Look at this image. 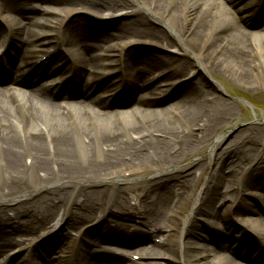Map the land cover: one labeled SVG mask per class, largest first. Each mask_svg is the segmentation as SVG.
Returning <instances> with one entry per match:
<instances>
[{
    "label": "bare ground",
    "instance_id": "6f19581e",
    "mask_svg": "<svg viewBox=\"0 0 264 264\" xmlns=\"http://www.w3.org/2000/svg\"><path fill=\"white\" fill-rule=\"evenodd\" d=\"M40 1L45 6L0 0L8 22L0 23V42L13 50L0 67H10L32 93L0 87V264H240L232 253H220L230 251L225 232L240 222L248 230L237 233L257 235L249 246L264 249V208L249 202L251 192H264V130L251 129L247 140L240 130L225 147L217 141L199 158L197 166L207 163L203 168L180 169L235 113L218 95L222 88L213 75L244 89L264 85V10L257 11L263 27L256 32L249 29L254 9L236 8L237 0H225L228 8H217L219 0ZM102 14L114 17L104 37L92 32L98 26L93 16ZM106 39L119 42L115 61L129 81L112 77L109 57L98 52ZM171 48L177 55L157 50ZM151 75L178 90L176 99H155L151 89L158 82ZM38 76V83L51 84L31 86ZM57 90L82 99L55 106L44 97ZM119 93L127 96L122 105L134 103L129 113L108 98ZM146 174L151 177L134 186H120ZM3 205L16 214L5 215L10 209ZM189 216L195 224L187 226ZM129 222L145 229L130 230ZM148 228L166 240L137 249L136 243L151 240ZM53 234L64 245L53 243ZM26 236L40 240L25 244ZM15 250L22 254L7 257Z\"/></svg>",
    "mask_w": 264,
    "mask_h": 264
},
{
    "label": "rangeland",
    "instance_id": "374dc122",
    "mask_svg": "<svg viewBox=\"0 0 264 264\" xmlns=\"http://www.w3.org/2000/svg\"><path fill=\"white\" fill-rule=\"evenodd\" d=\"M37 1V0H36ZM37 5H41V2L38 1L36 2ZM218 6L217 8H228L226 3L224 2V0H219L218 1ZM245 4H247L249 7H253L256 5V7H258L257 2H255L254 0H246ZM261 7L257 10H254L250 16H251V21L249 22V26L251 25V27L249 29H251V31H261L262 27V22L263 20H257V16H259L258 14V10L263 9L264 10V3H262L260 5ZM235 7L237 8L238 5L237 3L235 4ZM243 9H247L246 7H242ZM255 9V8H254ZM264 13V11H263ZM106 15V14H105ZM111 15V14H109ZM93 18H98L100 20L99 16H93ZM106 20V18H105ZM105 22V21H104ZM112 22V20H110L109 22H107L106 24H110ZM106 27V26H105ZM161 28H163V31H167V33L171 36L174 37L173 33H171L170 30H168V28L163 27V25H161ZM106 28H104V31ZM172 38V37H171ZM105 43H107V40L104 41ZM116 47L118 45V42H113ZM106 45V44H103ZM146 46L151 47L152 45H148L146 44ZM64 48V47H63ZM66 48V47H65ZM68 48V47H67ZM160 53L164 54V55H168V56H174L177 55V53L173 52L174 50H167V49H157ZM114 53H110V57H113ZM178 54H182V52L180 51V53ZM112 55V56H111ZM188 77V76H185ZM185 77H182L181 79H184ZM214 79L216 81H218V83L221 86V90L219 91V96H221V98H223L224 100L233 103L235 106V113L232 117V119L227 120L223 125H221L216 131H214L212 133V141L208 142L205 144L204 148H202L199 153L197 154H193L192 156L189 157V159H187L185 162L180 163V169L184 170V172H187L190 170V165L194 166L195 168H197L198 166L196 165V163L199 160L200 157H203V155H205V152L209 151L210 148L217 142V141H221L218 145V147H225L227 145V143L230 141V139L240 130L238 134L239 135H244L243 137H247L249 135H251L250 133H252L251 129H260V130H264V85L262 84L261 81H258V84L254 85L253 89H244L242 87L236 86L235 83H233L232 81H230L229 78H221L218 75H213ZM205 86L207 89L209 90H215L213 89L215 87V84L212 83H205ZM100 89V87H99ZM98 89V90H99ZM170 89L172 91V87L168 88V85L165 83H161V84H155V86H153V91H155V93H167L170 92ZM95 90V89H94ZM93 89L90 90V93H92L94 91ZM98 90H96V92H98ZM28 91V90H27ZM28 93V92H27ZM73 98H75L76 100H73V104H75L77 100H79V98H81L80 96H73ZM168 100V99H167ZM123 101H119L118 103H114L112 106L113 107H121L123 108V113H129L134 107V103L130 102L129 105H122ZM167 102H170L169 100ZM58 102L56 101L54 103L55 106L59 105ZM166 105H163V107ZM169 115L173 116V111L169 109V111L167 112ZM110 119L113 121H115V117L113 118V114L110 115ZM87 119V118H86ZM261 131V134H262ZM243 133V134H242ZM221 136H223L224 138L219 139ZM259 149V146H258ZM263 149V147H262ZM262 149L258 150V153L262 152ZM250 153V159H253V155ZM201 159V158H200ZM200 164V163H199ZM207 164L205 161L204 163L201 162L200 166L198 167V169L203 168V166ZM202 170H198L196 173V176H199L201 174ZM150 175H144L143 178L142 176H134L132 177L128 182L125 183H121L120 186H134L135 184L139 183L140 181L146 180L148 178H150ZM190 177V175L186 174V178ZM263 192L259 193L257 191H253L251 192V200L249 202L251 203H255L257 202V205L261 204V206L263 205L264 207V197L261 195ZM23 199V198H21ZM174 204V203H173ZM3 214V213H2ZM237 220V219H234ZM192 221V217L188 218L186 221V224H190ZM129 224H134L135 226H137L136 223H129ZM157 235V234H156ZM153 235L152 239H155V236ZM233 235H237L235 233H233ZM212 244V242H211ZM264 251V250H263ZM222 253L221 255H225L227 253H225V251L220 252ZM264 257V254L262 255ZM236 263H240L239 261L235 260ZM260 262V263H259ZM259 262H255V263H251V264H264V261H259ZM262 262V263H261Z\"/></svg>",
    "mask_w": 264,
    "mask_h": 264
}]
</instances>
